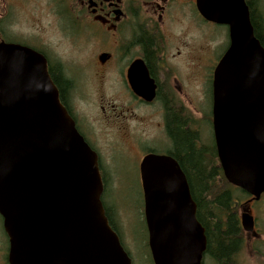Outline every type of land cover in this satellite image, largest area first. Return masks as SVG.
I'll return each instance as SVG.
<instances>
[{
    "label": "water",
    "instance_id": "95a60500",
    "mask_svg": "<svg viewBox=\"0 0 264 264\" xmlns=\"http://www.w3.org/2000/svg\"><path fill=\"white\" fill-rule=\"evenodd\" d=\"M230 45L212 79V133L224 180L264 194V48L244 0H197ZM141 96L150 101L153 92ZM143 214L154 264H200L207 249L187 179L171 157L140 164ZM96 153L59 101L42 55L0 43V215L10 264H131L102 204ZM244 232L254 221L240 215Z\"/></svg>",
    "mask_w": 264,
    "mask_h": 264
},
{
    "label": "flooded vegetation",
    "instance_id": "af4514ba",
    "mask_svg": "<svg viewBox=\"0 0 264 264\" xmlns=\"http://www.w3.org/2000/svg\"><path fill=\"white\" fill-rule=\"evenodd\" d=\"M59 1L71 13L51 11L48 28L76 51L73 58L56 55L40 35H35L33 43L0 36V43L21 45L43 56L61 105L76 131L97 155L102 179L106 176L99 146L102 139L96 132L104 133L103 143L115 147L139 179L140 164L146 156L175 160L173 139H182L187 130L197 134L195 144L201 147L199 131L184 104L190 98L186 85L204 82L207 88L203 96L212 99L213 73L230 45L228 27L205 21L197 0ZM244 3L253 35L264 48L261 0H244ZM203 28L211 33L224 31L227 42L220 56L214 58L213 51L203 48ZM198 90L201 93L200 87ZM144 91L153 92L150 101L141 96ZM147 127L150 137L145 133ZM212 146L215 147L214 141ZM244 195L242 213L248 212L254 221L253 232L247 233L246 239L252 238L254 242L260 235L252 207L264 194L259 201H251V196ZM233 214L239 233L240 218L238 222L234 211ZM238 240L241 241L239 237ZM234 253L202 256L200 264H236ZM147 259L149 264H154L151 256ZM0 264H10L9 239L1 215Z\"/></svg>",
    "mask_w": 264,
    "mask_h": 264
},
{
    "label": "rangeland",
    "instance_id": "374dc122",
    "mask_svg": "<svg viewBox=\"0 0 264 264\" xmlns=\"http://www.w3.org/2000/svg\"><path fill=\"white\" fill-rule=\"evenodd\" d=\"M57 2L60 5H57ZM61 3L59 0H0V36L33 43L37 38L35 35H40L56 55L66 59L73 58L76 51L68 44L63 43L55 30L48 28L51 11L71 13L69 7ZM261 6L264 10V0H261ZM62 9L63 11H61ZM226 42L223 30L219 29L215 33H211L208 28H203V48L213 51L214 58L224 52ZM85 54L88 52L85 51ZM205 57L207 55L203 57V61L206 60ZM199 87L201 93L198 90ZM206 88L204 82L187 83L186 90L190 98L184 100L191 121L195 122L194 125L199 131V146L201 147L212 146L214 141L212 125H210L212 99L203 96ZM194 108H197V111ZM145 133L148 137L151 136L148 127ZM96 134L98 137L101 136L100 140L102 139L99 146L106 171L103 180L102 204L105 212L107 210L109 213L108 220L131 263L149 264L147 256H150V252L147 245L148 234L144 221L140 179L136 177L135 169L127 163L128 160L121 156L115 147L108 145L106 141L103 143L104 133L99 135L96 132ZM106 135L108 134L106 133ZM234 195L237 199L234 213L239 222L242 213L241 207L246 196L236 190H234ZM252 210L260 237L254 242L252 238L246 239L247 233L242 231L239 224L240 246L238 247L235 243L231 245V251L236 246L238 247L233 254V256H237L233 257L236 259V264H264V195L260 202L253 205ZM204 256H210V254Z\"/></svg>",
    "mask_w": 264,
    "mask_h": 264
},
{
    "label": "trees",
    "instance_id": "16d2710c",
    "mask_svg": "<svg viewBox=\"0 0 264 264\" xmlns=\"http://www.w3.org/2000/svg\"><path fill=\"white\" fill-rule=\"evenodd\" d=\"M197 134L186 131L182 139L174 137V158L183 171L191 197L196 204V217L206 231V254L230 256L240 241L233 214L237 199L232 187L223 178L214 146L197 147ZM107 218L109 213L106 210ZM111 225V224H110ZM237 244L231 251V245Z\"/></svg>",
    "mask_w": 264,
    "mask_h": 264
}]
</instances>
